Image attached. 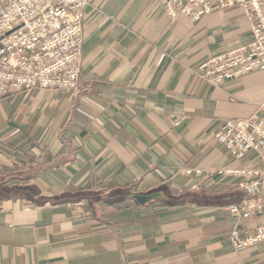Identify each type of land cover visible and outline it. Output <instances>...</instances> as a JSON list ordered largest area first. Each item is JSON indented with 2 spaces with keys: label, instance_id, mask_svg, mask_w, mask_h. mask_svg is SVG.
<instances>
[{
  "label": "crops",
  "instance_id": "1",
  "mask_svg": "<svg viewBox=\"0 0 264 264\" xmlns=\"http://www.w3.org/2000/svg\"><path fill=\"white\" fill-rule=\"evenodd\" d=\"M89 1L79 87L0 98V264H264V240L230 238L264 209L229 211L264 191L182 173L256 161L215 133L264 102V70L220 86L196 75L250 40L242 10L172 21L158 0Z\"/></svg>",
  "mask_w": 264,
  "mask_h": 264
},
{
  "label": "built area",
  "instance_id": "2",
  "mask_svg": "<svg viewBox=\"0 0 264 264\" xmlns=\"http://www.w3.org/2000/svg\"><path fill=\"white\" fill-rule=\"evenodd\" d=\"M89 0H0V98L14 91L35 87L72 89L80 85L84 42V18ZM172 21L187 16L196 21L227 8L239 7L248 23L250 40L208 58L196 75L216 86L264 70V0H158ZM182 119L177 122H181ZM235 160L254 154V164L245 167L182 170L188 177L206 179L213 173L238 176L237 186L246 191H264V102L245 118L227 120L215 133ZM198 189L197 181L189 180ZM187 185V186H188ZM264 209V201L251 200L230 206L237 217H249ZM236 248L264 240V225L239 237L230 235Z\"/></svg>",
  "mask_w": 264,
  "mask_h": 264
},
{
  "label": "water",
  "instance_id": "3",
  "mask_svg": "<svg viewBox=\"0 0 264 264\" xmlns=\"http://www.w3.org/2000/svg\"><path fill=\"white\" fill-rule=\"evenodd\" d=\"M159 196L158 193H152V194H148V195H140L137 194L135 195V198L140 202V203H146L152 199H154L155 197Z\"/></svg>",
  "mask_w": 264,
  "mask_h": 264
},
{
  "label": "rangeland",
  "instance_id": "4",
  "mask_svg": "<svg viewBox=\"0 0 264 264\" xmlns=\"http://www.w3.org/2000/svg\"><path fill=\"white\" fill-rule=\"evenodd\" d=\"M243 12V11H242ZM245 18V17H244Z\"/></svg>",
  "mask_w": 264,
  "mask_h": 264
}]
</instances>
